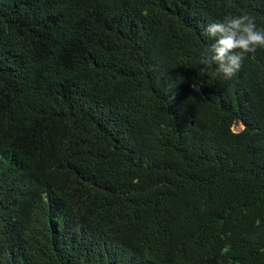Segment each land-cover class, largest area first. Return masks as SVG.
Masks as SVG:
<instances>
[{"label":"trees","instance_id":"trees-1","mask_svg":"<svg viewBox=\"0 0 264 264\" xmlns=\"http://www.w3.org/2000/svg\"><path fill=\"white\" fill-rule=\"evenodd\" d=\"M229 14L264 0H0V264H264V50L202 64Z\"/></svg>","mask_w":264,"mask_h":264},{"label":"clouds","instance_id":"clouds-1","mask_svg":"<svg viewBox=\"0 0 264 264\" xmlns=\"http://www.w3.org/2000/svg\"><path fill=\"white\" fill-rule=\"evenodd\" d=\"M203 35L215 42L202 64L217 65V74H223L226 79L241 71L246 56L264 50V27H258L255 17L249 14H229L222 21L208 24ZM200 71L206 72V67Z\"/></svg>","mask_w":264,"mask_h":264},{"label":"rangeland","instance_id":"rangeland-1","mask_svg":"<svg viewBox=\"0 0 264 264\" xmlns=\"http://www.w3.org/2000/svg\"><path fill=\"white\" fill-rule=\"evenodd\" d=\"M242 129H243V126H242L241 124H239V123L234 124V126L232 127V130H233L234 132H239V131H241Z\"/></svg>","mask_w":264,"mask_h":264}]
</instances>
